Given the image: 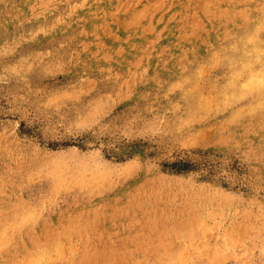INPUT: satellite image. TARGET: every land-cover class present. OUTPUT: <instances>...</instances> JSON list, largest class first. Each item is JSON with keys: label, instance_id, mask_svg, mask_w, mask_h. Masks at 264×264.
Segmentation results:
<instances>
[{"label": "rangeland", "instance_id": "1", "mask_svg": "<svg viewBox=\"0 0 264 264\" xmlns=\"http://www.w3.org/2000/svg\"><path fill=\"white\" fill-rule=\"evenodd\" d=\"M0 264H264V0H0Z\"/></svg>", "mask_w": 264, "mask_h": 264}, {"label": "trees", "instance_id": "2", "mask_svg": "<svg viewBox=\"0 0 264 264\" xmlns=\"http://www.w3.org/2000/svg\"><path fill=\"white\" fill-rule=\"evenodd\" d=\"M169 168H171L172 170L176 171V172H186L189 171L191 166L188 163H175L169 166Z\"/></svg>", "mask_w": 264, "mask_h": 264}, {"label": "bare ground", "instance_id": "3", "mask_svg": "<svg viewBox=\"0 0 264 264\" xmlns=\"http://www.w3.org/2000/svg\"><path fill=\"white\" fill-rule=\"evenodd\" d=\"M50 4V3H49ZM208 84V83H207Z\"/></svg>", "mask_w": 264, "mask_h": 264}]
</instances>
